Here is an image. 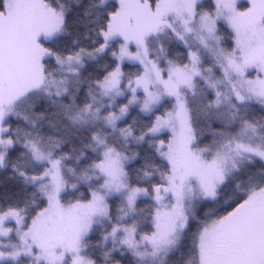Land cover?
Here are the masks:
<instances>
[{"label":"snow or ice","instance_id":"1","mask_svg":"<svg viewBox=\"0 0 264 264\" xmlns=\"http://www.w3.org/2000/svg\"><path fill=\"white\" fill-rule=\"evenodd\" d=\"M0 264H264V0H0Z\"/></svg>","mask_w":264,"mask_h":264}]
</instances>
